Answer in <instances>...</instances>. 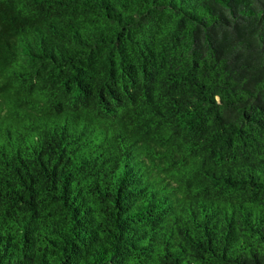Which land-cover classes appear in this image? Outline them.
Returning a JSON list of instances; mask_svg holds the SVG:
<instances>
[{
    "label": "trees",
    "instance_id": "trees-1",
    "mask_svg": "<svg viewBox=\"0 0 264 264\" xmlns=\"http://www.w3.org/2000/svg\"><path fill=\"white\" fill-rule=\"evenodd\" d=\"M0 264H264V0H0Z\"/></svg>",
    "mask_w": 264,
    "mask_h": 264
}]
</instances>
